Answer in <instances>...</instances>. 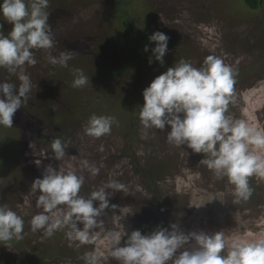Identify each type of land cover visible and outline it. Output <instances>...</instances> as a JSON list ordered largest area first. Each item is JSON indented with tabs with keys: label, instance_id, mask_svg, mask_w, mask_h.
I'll return each instance as SVG.
<instances>
[{
	"label": "rangeland",
	"instance_id": "obj_1",
	"mask_svg": "<svg viewBox=\"0 0 264 264\" xmlns=\"http://www.w3.org/2000/svg\"><path fill=\"white\" fill-rule=\"evenodd\" d=\"M48 11L55 38L50 51H71L73 58L68 67L52 65L46 50L33 49L37 63L23 68L32 94L14 113L11 127L0 125V204L24 219L22 239L0 242V264H86L89 251L108 254L110 232L125 229L122 245L133 229L146 234L172 223L186 233L223 231L226 244L264 235V177L250 176L253 192L237 200L227 177L216 178L202 163L204 154L169 144L167 125L145 135L138 116L142 90L156 75L181 58L199 67L211 47L236 70L226 114L264 130V0L255 10L244 0H49ZM0 25L7 34L11 24L0 19ZM157 30L169 37L168 51L163 64L155 59L149 64L152 53L144 45L154 46L148 36ZM73 68L89 75L86 86L72 87ZM4 79L19 82L0 68ZM93 113L115 117L110 133L99 138L84 133ZM56 137L69 144L62 161L51 153ZM82 159L99 173L80 169ZM48 164H71L82 172L81 195L111 180L126 185V193L106 189L116 207L104 210L91 243L68 238L66 229L51 237L31 230L30 218L40 209L25 196ZM105 264L119 261L109 256Z\"/></svg>",
	"mask_w": 264,
	"mask_h": 264
},
{
	"label": "clouds",
	"instance_id": "obj_2",
	"mask_svg": "<svg viewBox=\"0 0 264 264\" xmlns=\"http://www.w3.org/2000/svg\"><path fill=\"white\" fill-rule=\"evenodd\" d=\"M48 6L49 0H0V19L11 24L7 34L0 31V68L16 75L19 81L0 80V125L5 127L12 126L14 113L32 94V80L23 71L26 64L37 63L32 50H46L49 63L62 67H68L73 58L71 51L57 55L50 51L55 38ZM168 39L158 30L148 36L150 42H155L149 64L153 59L164 63ZM148 50V45H144V51ZM235 71L211 47L199 67L181 58L142 90L143 104L138 116L145 135L148 129L165 130L167 125L169 144L186 145L193 152L204 154L202 163L216 178L227 177L237 200H246L252 192L249 177H264V130L226 114L234 94ZM72 73V87H84L90 82L82 69L73 68ZM114 122V116L93 113L84 125V133L99 138L110 133ZM68 146L59 137L53 138L52 156L64 160ZM71 158L77 159L75 155ZM35 163L39 166L41 161L37 159ZM79 168L93 176L99 173V168L87 159L79 161ZM84 179L83 173L71 164L55 168L45 165L25 196L26 203L31 205L34 198V206L40 209L30 218L31 230H43L45 237H51L55 231L66 229L68 238L80 244L91 243L104 210L116 207L109 204L112 193L106 189L126 193L127 188L111 180L85 196L80 193ZM94 201L98 202L95 206ZM23 231V217L0 204V242L22 239ZM122 236L125 229L108 233V254L89 251L84 256L86 264H105L109 256L119 264H264V235L253 240L237 237L226 244L223 231L186 233L172 223L146 234L133 229L121 245Z\"/></svg>",
	"mask_w": 264,
	"mask_h": 264
},
{
	"label": "trees",
	"instance_id": "obj_3",
	"mask_svg": "<svg viewBox=\"0 0 264 264\" xmlns=\"http://www.w3.org/2000/svg\"><path fill=\"white\" fill-rule=\"evenodd\" d=\"M244 2L249 9L255 10L259 7V0H244ZM147 45H148V49L151 51L152 48L151 44L147 43ZM249 186L250 188L253 187L250 177H249Z\"/></svg>",
	"mask_w": 264,
	"mask_h": 264
}]
</instances>
